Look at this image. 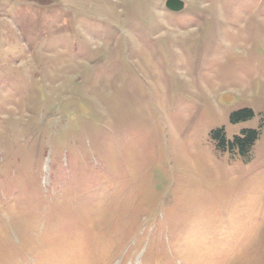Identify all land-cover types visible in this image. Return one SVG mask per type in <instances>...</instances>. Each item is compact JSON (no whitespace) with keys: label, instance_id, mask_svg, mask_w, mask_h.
Returning a JSON list of instances; mask_svg holds the SVG:
<instances>
[{"label":"rangeland","instance_id":"374dc122","mask_svg":"<svg viewBox=\"0 0 264 264\" xmlns=\"http://www.w3.org/2000/svg\"><path fill=\"white\" fill-rule=\"evenodd\" d=\"M166 1L0 0V264H264V0Z\"/></svg>","mask_w":264,"mask_h":264},{"label":"trees","instance_id":"16d2710c","mask_svg":"<svg viewBox=\"0 0 264 264\" xmlns=\"http://www.w3.org/2000/svg\"><path fill=\"white\" fill-rule=\"evenodd\" d=\"M254 116L253 110L244 108L232 114V120L237 122L246 120ZM213 137L217 141L218 148L226 151L237 150L241 156H248L252 150L253 145L260 137V132L257 129H244L239 135L234 136L233 139L226 138L225 129L221 128L213 131Z\"/></svg>","mask_w":264,"mask_h":264},{"label":"water","instance_id":"95a60500","mask_svg":"<svg viewBox=\"0 0 264 264\" xmlns=\"http://www.w3.org/2000/svg\"><path fill=\"white\" fill-rule=\"evenodd\" d=\"M166 6L172 11L179 12L184 8V2L182 0H167Z\"/></svg>","mask_w":264,"mask_h":264}]
</instances>
